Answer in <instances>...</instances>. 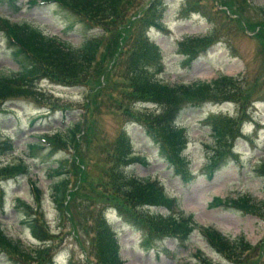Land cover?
Here are the masks:
<instances>
[{"label":"rangeland","instance_id":"1","mask_svg":"<svg viewBox=\"0 0 264 264\" xmlns=\"http://www.w3.org/2000/svg\"><path fill=\"white\" fill-rule=\"evenodd\" d=\"M3 1L0 2V15L13 21L27 20L46 34L77 45L86 37L103 34L102 50L117 36L115 26L105 24V28L109 25L107 31L97 27L90 29L56 2ZM186 1L161 0L151 16L140 8H147L151 0H136L117 24L112 22L124 29L126 42L118 56L110 61L112 72L108 77L102 75V69L108 66L112 56L101 59L99 55V62L91 66L84 84L71 86L41 79L36 84L40 90L36 100L4 104L7 110L2 108L0 112V140H9L14 149L1 154L0 159L1 163L17 169L14 176L0 175V187L5 189L0 226L9 237L34 249L42 243L33 236L27 220L30 215L43 216L48 233L53 236L48 241L50 249L43 264H98L96 218L102 216L103 204L99 192L90 184L92 181L104 183L102 174L109 167L107 157L111 152L108 143L124 128L134 152L146 161L135 163L127 170L163 185L167 196L173 200V215L193 214L200 226L221 231L231 239L243 236L252 248L264 241V213H246L231 203L225 205L218 201L247 194L264 200V176L258 171L264 163V41L257 36L259 27L247 26L249 21L256 25L264 20L260 9L264 7V0H237L244 7L243 22L236 11L225 9L223 0H193L191 4L188 2V8ZM152 20L162 22L164 28L154 27L150 24ZM143 31L161 50V67L150 68L159 81L177 85L229 77L224 98L197 106L187 105L177 118L187 140L184 157L188 162V174L184 177L160 155L159 147L144 128L132 122L130 115L122 113L125 109L156 110L153 103L135 105L137 98L129 103L130 97L124 95L125 91L132 90L131 75L126 76V60L128 57L131 60L136 51L137 35ZM204 38L211 41L188 42V46L196 49L194 56L181 48L185 40ZM0 68L20 69L19 59L3 35H0ZM77 121L84 129L78 135V154L83 157L86 177L91 182L87 180L81 185L69 203L67 214V209L58 208L54 200L51 184L59 172L54 173L52 169L68 158L73 186L78 179V173L74 172V148L60 145L53 148L42 138ZM217 121L236 123L231 133L224 129L219 138ZM32 143L39 146L34 147ZM25 166L26 171H22ZM33 183L40 187V198L36 197ZM104 188L105 183L98 189ZM21 202L30 204L31 208L25 209ZM157 209L167 213L165 208ZM108 221L119 237L124 264H195L194 253L198 250L216 264H234L210 246L199 229L181 245L172 238L149 239L116 212L109 214ZM256 253L257 249L243 251V260L236 264H244L247 256L251 258ZM0 264L35 263L10 259L0 253Z\"/></svg>","mask_w":264,"mask_h":264},{"label":"trees","instance_id":"2","mask_svg":"<svg viewBox=\"0 0 264 264\" xmlns=\"http://www.w3.org/2000/svg\"><path fill=\"white\" fill-rule=\"evenodd\" d=\"M3 0H0V2ZM136 0H31L32 4L53 3L56 2L64 9L78 17V21L85 24L90 29L103 28L107 31L108 26H115L117 36L113 37L115 41L106 45L101 50L103 34L86 37L80 44H74L69 40H63L57 36L46 34L39 26L27 20L12 21L8 17L0 15V35H3L11 48L13 54L19 59L20 69L7 70L0 68V112L7 110L5 103H20L22 101L36 100L39 95V89L36 84L39 80L48 78L54 82H61L65 85H80L87 81L90 76L91 66L99 62L98 56L111 57L108 66L103 67L102 75L108 77L112 72L110 61L118 56L122 47H124L125 36L124 29L116 27L120 16H125L130 7L135 5ZM10 2V1H8ZM189 4L193 0H188ZM156 1L152 7L146 10L147 14L153 11ZM222 4L233 12H237L240 22L243 21L242 11L244 7L237 3V0H223ZM262 17L264 19V7ZM146 14V15H147ZM146 15L142 18L145 22ZM113 22V23H112ZM152 24H157L151 21ZM248 27L254 29L259 27L256 32L259 38L264 41V20L258 21L256 25L249 21ZM127 28V25H124ZM136 51L133 56L126 60V68L130 76L131 91H125L124 95L130 97L129 103L137 98V104L153 103L156 110L137 109L132 111L125 109L122 113L130 115L132 122L140 124L146 133L151 136L155 144L159 147L160 154L165 158L175 171L183 177L188 174V162L184 157V150L187 146V140L182 132L181 126L177 123V118L182 114L187 105H200L208 100H218L224 98L227 92L228 76H222L210 82L199 80L194 83H181L171 85L163 83L156 79L154 72L150 68L160 66L161 50L146 35V32H140L137 35ZM181 43V48L185 53L194 56L196 49L193 45L188 46V42L194 41L202 43L211 41L210 38L188 39ZM3 108V109H2ZM71 109V108H70ZM156 111V112H155ZM237 121V120H236ZM229 122L217 121L220 135L226 129L232 132L235 125ZM84 129L81 122H71L64 130H58L52 136H43L45 142L55 148L60 145L63 148H74V166L75 173H78V179L72 186L70 163L66 158L61 165L53 168L54 173L59 172L54 177L51 186L54 190V200L60 209H69V203L75 194L88 179L84 169L83 157L78 154L80 137ZM109 151L107 157L109 163L108 169L102 174L105 188L100 191L104 183L91 182V187L99 192L98 197L102 199L103 206L100 208L102 216L96 218L97 237L95 247L97 250L98 264H124L120 255L121 244L117 232L109 226L105 212L109 207H114L132 226L145 233L149 239L153 237H165L176 239L181 245H185L195 229H199L204 235L210 246L215 247L219 253L232 263L241 262L243 251L257 249L255 256L245 258L244 264H264L262 255L264 254V241L254 248L243 236L231 239L224 233L210 227L200 226L193 214H182L180 217L173 215V200H171L165 191L163 185L157 181H151L149 177H139L127 167L135 163H145L144 159L135 154L133 145L126 129H122L117 137L108 143ZM32 146H39L32 143ZM14 149V144L9 140H0V157L8 151ZM83 162V163H82ZM263 167V169H261ZM65 168V170H62ZM14 165L3 164L0 159V175L14 176ZM26 171V166L22 171ZM264 176V163L258 169ZM62 174L61 177L59 175ZM87 185V184H86ZM36 191L37 198L42 196L40 187L36 183L32 184ZM5 189L0 187V208H3ZM218 201L227 205L243 210L246 213H255L262 215L264 213V200L258 201L252 195L247 194L235 199H221ZM25 209H30V204L21 202ZM154 207H163L167 213L159 211ZM27 224L33 230V233L46 244L47 240L53 236L48 233V224L44 217L30 215ZM46 246L28 251L20 241H15L7 236L4 229L0 226V251L5 253L10 259H23L24 262L43 264L46 253ZM197 258L195 264H216L214 260L198 250L194 253ZM249 260V261H248ZM192 264V263H188Z\"/></svg>","mask_w":264,"mask_h":264}]
</instances>
